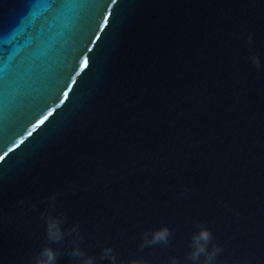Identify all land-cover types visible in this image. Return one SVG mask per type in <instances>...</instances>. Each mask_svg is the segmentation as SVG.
Wrapping results in <instances>:
<instances>
[{
	"label": "water",
	"instance_id": "water-1",
	"mask_svg": "<svg viewBox=\"0 0 264 264\" xmlns=\"http://www.w3.org/2000/svg\"><path fill=\"white\" fill-rule=\"evenodd\" d=\"M0 264H264V0H0Z\"/></svg>",
	"mask_w": 264,
	"mask_h": 264
}]
</instances>
